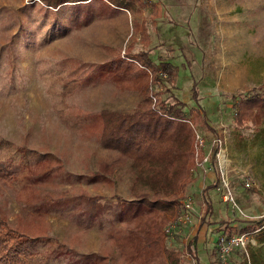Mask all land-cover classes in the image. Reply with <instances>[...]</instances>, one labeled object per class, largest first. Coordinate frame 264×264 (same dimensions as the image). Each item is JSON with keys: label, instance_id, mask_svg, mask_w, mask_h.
Returning <instances> with one entry per match:
<instances>
[{"label": "rangeland", "instance_id": "1", "mask_svg": "<svg viewBox=\"0 0 264 264\" xmlns=\"http://www.w3.org/2000/svg\"><path fill=\"white\" fill-rule=\"evenodd\" d=\"M146 1L158 8L156 16H149L148 5L136 4L139 10L132 14L97 6L79 25L69 19L68 10L61 9L63 23L56 27L52 15L40 10L42 0H0V210L13 226L30 224L41 230L43 245L27 264H128L108 238V230L121 226L111 224L109 214H104L101 227L85 228L71 210L48 211V206L70 201L84 205L83 200L73 199L84 193L101 201L130 199L129 161L102 147L97 112L132 111L139 90L148 83L155 108L176 106L187 114L200 107L215 131L194 126L195 134L203 138L198 153L207 161L195 165L196 156L192 181L180 197L181 202L186 198L192 202L190 222H179L170 230L167 248L180 254V264H197L193 247L186 251V236L194 226L191 222L198 220L204 188L211 182L207 173L213 171L218 180L229 183L235 206L222 199L224 190L217 185L208 190L212 202L208 220H214L216 229L207 226L205 237L220 234L225 226L233 233L252 226L254 231H244L246 247L236 248L227 264H264V122L259 127H237L231 106L243 92L257 90L264 82V0ZM133 18L145 22L147 44L139 40L140 28L133 29ZM128 45L129 56L138 64L128 63L123 70L135 66L137 73L133 82L121 83L117 71L112 78L100 70L105 64L117 68L115 57L123 55ZM141 52L158 70L162 62L174 67L175 79L151 84L153 74H165L156 67L152 74L141 67L145 60ZM62 84L70 86L61 101L67 107L62 115L71 127L55 112L59 99L54 91ZM259 94H264V85ZM1 139L14 148L4 150ZM24 160L32 162L29 172L23 170ZM51 167L55 169L42 180L23 181ZM92 173L103 175L93 178ZM246 180L255 186L244 187ZM34 203L41 204L40 212L29 211ZM1 222L0 233L12 228ZM213 246L214 241L206 239L197 243V259L217 264Z\"/></svg>", "mask_w": 264, "mask_h": 264}, {"label": "trees", "instance_id": "2", "mask_svg": "<svg viewBox=\"0 0 264 264\" xmlns=\"http://www.w3.org/2000/svg\"><path fill=\"white\" fill-rule=\"evenodd\" d=\"M42 2L43 6L40 7V10L52 15L51 22L56 27L63 23L58 14L61 9L68 10L69 19L79 25L86 23L91 15L90 9L97 6L99 9L103 7L107 11L123 8L132 13L134 10H139V7L148 5L152 16H156L158 10L155 5H152L150 1L147 3L146 0H42ZM136 4L139 6L138 8H136ZM64 5L67 6L64 7ZM133 24L135 30L139 29L138 23L133 22ZM146 35L142 26L141 39L143 42L147 40ZM130 48L131 45H128L123 55L115 57L117 60L113 66L116 64L117 68L112 70V66L109 68L105 64L102 65L105 68L100 71H103L102 73L105 75L110 74L112 78L115 76L114 72L117 71L121 83L133 82L134 74L137 73L136 67H130L129 72L123 70V68H128L126 66L128 63L138 64L136 59L129 56ZM139 56L145 58L144 65L140 64V66H145L150 71L149 73L152 74L156 67V71L165 74V77L153 74L150 78L151 84L171 82L175 79L176 70L174 67L171 68L167 63L162 62L159 64L158 70L146 53L141 52ZM262 84L264 85V82ZM263 85L257 90L241 92L242 94L232 103L233 120L237 127L248 125L259 127L264 122V94H259ZM61 87V90L54 91L56 99H59L55 104L57 106L55 112L64 124L71 127L72 124L67 122L65 116L62 115L67 110L62 101L69 92L70 86L65 88L66 84H62ZM139 93L140 99L130 112L106 109L97 112L102 125L100 132L102 147L117 151L129 161L127 189L130 199L116 197L115 202L101 201L99 196H89L84 193V195L73 198L76 199V202L83 200L84 205L70 201L57 206L58 202H50L48 211L71 210L72 217L76 219L81 217L84 221L81 224H84L85 228L101 227L102 218L107 213L111 216L109 220L111 224L121 225L114 231L108 230V238L112 241L114 248L119 251V255L127 258L128 264H179V253L167 249L165 246L167 234L164 230L168 223L181 214L183 201L181 202L180 197L184 196L188 184L192 181L191 167L195 163L194 126L202 125L212 132L215 131L200 107L190 108L187 114H183L181 107L176 106L158 105L159 110L155 108L149 94V83L142 86ZM1 144L4 150L14 148L13 144L6 140ZM216 151L217 144L214 145L210 157L212 164ZM202 158V154L198 153V161L201 162ZM31 163L24 160V172L30 171L28 164ZM105 168L108 169V167ZM46 169L41 174L37 176L32 174L30 176L32 178H26L23 181L42 180L50 170L55 168ZM107 174L111 175L112 172L108 171ZM91 175L93 178H99L103 174L92 173ZM217 183L218 176L213 180L211 188L216 187ZM207 189L209 188L204 190V217L212 212L211 203L206 196ZM31 207L29 211L32 213H38L41 210L40 203H34ZM75 210L76 212H74ZM0 220L4 226L7 224L12 226L8 229L9 231L5 230L0 233V264H27L26 260L33 261L32 257L39 254L40 246L43 245L39 227L30 224L13 226L4 218L1 210ZM261 228V238H264V228ZM247 230L254 231L255 228L246 226L239 232ZM233 231L225 226L219 235L229 236L233 234ZM191 243L193 240H189L188 247ZM214 248L216 249V241ZM58 255L59 253H55L54 258H57ZM90 256L96 255L90 254ZM215 260L217 264H221L218 257ZM195 261L197 264H201L197 258Z\"/></svg>", "mask_w": 264, "mask_h": 264}, {"label": "built area", "instance_id": "3", "mask_svg": "<svg viewBox=\"0 0 264 264\" xmlns=\"http://www.w3.org/2000/svg\"><path fill=\"white\" fill-rule=\"evenodd\" d=\"M195 159L198 154V150L203 147V138L200 137L198 133L195 134ZM202 161H207V157L203 156ZM200 161H197L195 165H198ZM255 186L254 181L246 180L244 182V187L250 188ZM219 191H223L222 199L224 201H232L234 206V200L230 192V185L225 180V178H221L218 180L217 187ZM192 212V202L188 198L183 201V208L181 214L173 221L169 223V225L165 228V233L169 234L170 230L174 229L179 222L188 223L190 222ZM264 218V215L262 216ZM248 237L245 232L233 233L229 236L219 235L216 240V252L217 257L221 264H227V260L229 255L236 249L241 248L244 249L247 245Z\"/></svg>", "mask_w": 264, "mask_h": 264}, {"label": "crops", "instance_id": "4", "mask_svg": "<svg viewBox=\"0 0 264 264\" xmlns=\"http://www.w3.org/2000/svg\"><path fill=\"white\" fill-rule=\"evenodd\" d=\"M158 11V10H157ZM129 13H131V12H129ZM133 13V12H132ZM131 13V14H132ZM148 13H149V16H152L151 14H150V12H149V10H148ZM133 22H136V23H138L139 24V28H140V30H141V33H142V26L144 27V29H145V32H146V34H147V30H146V25H145V22L143 21V20H141L140 22H138L137 20H135L134 18H133V20H132V25H133V29H134V24H133ZM137 30H139V29H137ZM141 33H140V36H139V40H142L143 41V39H141ZM148 40H149V37H148V39L146 40V44L148 43ZM198 168V167H197ZM207 177L208 178H210L211 179V182L208 184V185H206V187L205 188H209V189H211V186H212V184H213V180L214 179H216V176L213 174V171L211 172H208L207 173ZM215 177V178H214ZM204 188V189H205ZM209 189H207L206 190V196H207V199L210 201V203H211V206H212V202H211V200H210V198H209V196H208V194H207V192H208V190ZM204 206H205V201H203V203H202V205L200 206V208H199V211H197V216H198V220H197V222L196 223H194L193 221L191 222V223H193V225L194 226H192L191 228H190V231H189V233L187 234V236H186V251L188 252V250L187 249H190L191 248V246L193 247V249H191V251L193 252V259H195V258H197L196 256H195V249H196V246H197V243L199 244V245H201V244H203L204 243V241H205V239L206 240H208V241H214V245H215V241L217 240V237H218V235L219 234H216V235H208V236H206L205 237V231H206V229H208L207 228V226H210V227H212V228H214L215 227V222H214V220H208V219H210V214H207L205 217L203 216V214H204V212H205V210H204ZM219 223V222H218ZM218 229H220L219 227H217ZM215 229H216V227H215ZM166 238H168V234L166 235V237H165V246H166ZM189 240H193V243H191V245L188 247V242H189ZM166 248H167V246H166ZM213 248H214V246H213ZM167 249H169V248H167ZM216 250H214V252H215ZM188 253H190V252H188ZM215 256V255H214ZM179 257H180V254H179ZM216 259V258H215ZM200 262V261H199ZM201 264H204V263H202V262H200ZM179 264H180V259H179Z\"/></svg>", "mask_w": 264, "mask_h": 264}]
</instances>
